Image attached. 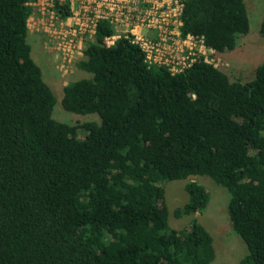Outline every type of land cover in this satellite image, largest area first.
Returning a JSON list of instances; mask_svg holds the SVG:
<instances>
[{
	"label": "trees",
	"instance_id": "obj_1",
	"mask_svg": "<svg viewBox=\"0 0 264 264\" xmlns=\"http://www.w3.org/2000/svg\"><path fill=\"white\" fill-rule=\"evenodd\" d=\"M29 1L0 0V264H210L198 175L227 193L239 264H264V62L245 82L202 58L171 74L129 35L107 45L102 20L73 64L87 76L61 97L96 119L66 123L31 57ZM180 21L215 53L249 31L244 0H183ZM171 180H186L180 230L168 222Z\"/></svg>",
	"mask_w": 264,
	"mask_h": 264
},
{
	"label": "built area",
	"instance_id": "obj_2",
	"mask_svg": "<svg viewBox=\"0 0 264 264\" xmlns=\"http://www.w3.org/2000/svg\"><path fill=\"white\" fill-rule=\"evenodd\" d=\"M183 0H30L29 31H41L47 44L61 59L59 70L67 73L82 57L84 40L94 34L99 21H107L113 34L111 45L121 34L144 53L148 65H163L171 74L182 71L202 58L213 63L215 52L201 36H182L180 14ZM119 32V33H117Z\"/></svg>",
	"mask_w": 264,
	"mask_h": 264
},
{
	"label": "rangeland",
	"instance_id": "obj_3",
	"mask_svg": "<svg viewBox=\"0 0 264 264\" xmlns=\"http://www.w3.org/2000/svg\"><path fill=\"white\" fill-rule=\"evenodd\" d=\"M247 8L249 31L237 39L232 50L216 53L213 63L224 71L232 80L248 81L252 78L255 67L264 62V38L259 33V25L264 12V0H244ZM119 33V32H117ZM31 45V57L40 67L44 81L55 96L53 117L70 124L86 120H95V114H77L64 110L61 105L64 85L74 79L87 76L85 72L74 67L63 74L59 70L60 55L48 44L46 35L41 31L31 30L27 36ZM79 59V58H78ZM81 137V134L79 135ZM203 185L209 194V201L202 213L195 216L211 233L215 247V258L210 264H239L246 252L245 245L233 229L227 213V193L210 177L198 175L193 177ZM186 180H171L164 185L168 207V222L175 229L188 226L191 217H176L174 211L186 201L184 184Z\"/></svg>",
	"mask_w": 264,
	"mask_h": 264
}]
</instances>
